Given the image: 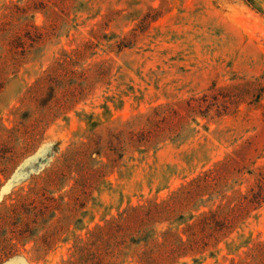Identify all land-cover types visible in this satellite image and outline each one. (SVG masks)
I'll return each instance as SVG.
<instances>
[{
	"label": "rangeland",
	"instance_id": "374dc122",
	"mask_svg": "<svg viewBox=\"0 0 264 264\" xmlns=\"http://www.w3.org/2000/svg\"><path fill=\"white\" fill-rule=\"evenodd\" d=\"M252 1L0 0V264H254L264 205L226 238L190 227L254 185L264 99L198 118L185 143L156 125L159 108L264 76ZM249 140L243 175L178 199Z\"/></svg>",
	"mask_w": 264,
	"mask_h": 264
},
{
	"label": "trees",
	"instance_id": "16d2710c",
	"mask_svg": "<svg viewBox=\"0 0 264 264\" xmlns=\"http://www.w3.org/2000/svg\"><path fill=\"white\" fill-rule=\"evenodd\" d=\"M244 1L253 5L252 0ZM262 99H264V76L251 81L241 80L239 83L221 89L213 85L202 96L192 97L175 107L159 108V121L156 122V125H159V136L167 135L174 143H185L189 138L198 134L196 129L200 127L198 118L214 121L229 112V107L233 104L248 102L249 100L259 104ZM189 121L191 124H188ZM192 125L196 127L192 128ZM92 127H95V125H92ZM124 135L125 133L121 132L117 137H112L113 139L107 142L108 148L110 150L115 148V151L121 150L125 140ZM129 135L130 142L150 143L149 138L140 140L138 138V141H135L136 134L130 133ZM148 135H151V133H148ZM100 147V144L96 145V150ZM259 149L252 140L247 141L246 145L236 151L232 157L184 186L177 194L178 199H181L184 195L200 198L208 193L211 196L220 194L223 185L228 181L231 169L236 166V173L243 175L247 168L245 165L241 166L240 162L243 159V162L246 160L249 162L250 157L261 152ZM257 171L254 185L245 193L238 192L236 205L228 207V209L220 205L215 211L210 210L202 213L197 223L191 226L190 229L199 227L204 236H209L211 239L216 237L226 238L235 230V225L245 221L252 211L259 210L264 205V166L258 168ZM247 174L250 176L255 175L251 170ZM249 257L254 261V264H264V243L258 244Z\"/></svg>",
	"mask_w": 264,
	"mask_h": 264
}]
</instances>
